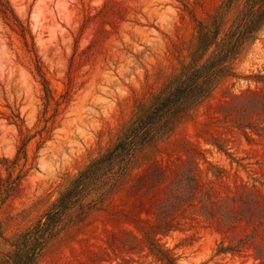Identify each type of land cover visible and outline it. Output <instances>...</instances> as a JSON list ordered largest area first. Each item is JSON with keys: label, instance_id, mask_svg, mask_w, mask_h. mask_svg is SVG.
Segmentation results:
<instances>
[{"label": "rangeland", "instance_id": "rangeland-1", "mask_svg": "<svg viewBox=\"0 0 264 264\" xmlns=\"http://www.w3.org/2000/svg\"><path fill=\"white\" fill-rule=\"evenodd\" d=\"M225 1L0 0V257L153 106ZM233 70L38 264H264V26Z\"/></svg>", "mask_w": 264, "mask_h": 264}, {"label": "trees", "instance_id": "trees-1", "mask_svg": "<svg viewBox=\"0 0 264 264\" xmlns=\"http://www.w3.org/2000/svg\"><path fill=\"white\" fill-rule=\"evenodd\" d=\"M263 26L264 0H226L208 20L197 21L189 61L182 73L109 149L58 192L32 224L11 237L12 248L1 255L0 264H38L45 249L70 224L110 193L142 148L171 133L223 79L234 75V61ZM13 183L7 182L5 192Z\"/></svg>", "mask_w": 264, "mask_h": 264}]
</instances>
